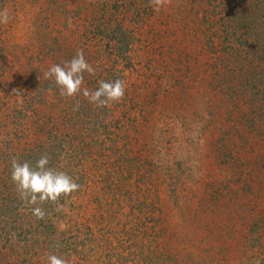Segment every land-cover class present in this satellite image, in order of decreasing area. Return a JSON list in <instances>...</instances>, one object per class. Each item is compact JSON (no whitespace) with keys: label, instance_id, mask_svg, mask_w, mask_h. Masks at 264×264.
Segmentation results:
<instances>
[{"label":"rangeland","instance_id":"1","mask_svg":"<svg viewBox=\"0 0 264 264\" xmlns=\"http://www.w3.org/2000/svg\"><path fill=\"white\" fill-rule=\"evenodd\" d=\"M234 3L0 0V264H264V13L246 25ZM78 50L95 72L62 97L43 74ZM117 79L120 102L84 97ZM226 81L247 84L233 104ZM39 150L81 186L57 204H26L8 176Z\"/></svg>","mask_w":264,"mask_h":264},{"label":"clouds","instance_id":"2","mask_svg":"<svg viewBox=\"0 0 264 264\" xmlns=\"http://www.w3.org/2000/svg\"><path fill=\"white\" fill-rule=\"evenodd\" d=\"M168 0H150L153 10L159 12ZM10 17L7 9L0 11V24L9 23ZM94 74V68L86 61L82 50H78L71 61L65 62L63 66L52 65L44 77L54 80L62 97H75L81 92L84 81V73ZM16 91L15 89L13 90ZM125 84L117 79L114 82L100 81L99 87L95 91L83 89V95L90 103L105 107L112 103L120 102L125 95ZM77 103V108H78ZM11 179L26 204L38 205L51 202L57 204L61 197L70 196L80 189L67 173L57 171L49 167V157L42 155L35 167L28 162L19 163L16 159L11 164ZM61 206H57L60 211ZM32 213L37 219H44L45 212L41 207H33ZM48 264H68V262L58 257L50 255L47 257Z\"/></svg>","mask_w":264,"mask_h":264},{"label":"trees","instance_id":"3","mask_svg":"<svg viewBox=\"0 0 264 264\" xmlns=\"http://www.w3.org/2000/svg\"><path fill=\"white\" fill-rule=\"evenodd\" d=\"M233 2H235L234 5L231 6L230 9L227 11L228 17H230V15H232V13H234V12H236L238 15L240 13V15H241V17H243V19H244V16H246L248 18L246 25L255 24L254 23L255 21H252L255 18V16L257 14H259L260 12L264 13V0H239V2H238V0H233ZM2 3H4V1H2ZM232 20H234V19L232 18ZM242 23L243 22L239 21V25L242 24ZM263 26H264V24H263ZM121 31L124 32L120 28V32ZM260 31L258 32L256 30L253 33H257L256 34V36H257V35H259ZM115 34H117L116 31H115ZM262 37L264 39V34H263ZM117 42L118 43H122L123 41L121 39H118ZM122 44H125L124 48L128 47V43L126 41H124ZM118 48H119L118 55L121 56L123 54V52H124V49H122V47H119V46H118ZM249 49H251V48H249ZM238 50L232 51V55H230V56H232V58L234 59V63L235 64H238V63L240 64V63H242V61H243L242 64H245L243 58L239 57L240 53H239ZM237 54H239V55H237ZM245 55H246V53L244 54L243 51H241V56L243 57ZM224 56H225L224 54L222 56H220V62L222 61L223 58H225ZM229 60H231V58L227 57L226 61H229ZM239 68H240L239 70H241V71L235 72L234 75H238L239 77H242V79L244 81L247 80V77L249 76L250 72L252 71V67H244L243 65L242 66L239 65ZM228 81H230V80H228ZM46 82H49V79L45 80V83ZM238 84L239 85L234 84V83L232 84L231 82L227 83V81H226V84H225L226 91L229 92V96H230L231 101H232V98H233V101L232 102L230 101L232 104H233V102H235L234 98H235L236 91L237 90H242V92H243V91H245V87L247 86L246 82H244V84H241V83L238 82ZM97 86L99 87V84H97ZM232 90H234V92H233L234 97H232L233 94H231ZM41 156H42V153L39 150L38 153H36L35 156H32L27 162L32 167H35L36 161ZM10 166L11 165L8 163V167H10ZM8 176H11V171H10ZM262 245L263 244H260V247L263 250L264 247ZM242 246H243L242 248H245V245L243 243H242ZM263 252H264V250H263ZM245 254H246V252H245ZM175 264H214V263L212 262V259H210V257L204 256L201 253L195 252V250H191V251H189V253H187V255L184 257V259L181 258V260L175 262Z\"/></svg>","mask_w":264,"mask_h":264}]
</instances>
